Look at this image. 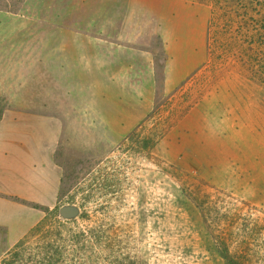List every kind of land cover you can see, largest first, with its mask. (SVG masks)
I'll list each match as a JSON object with an SVG mask.
<instances>
[{
	"label": "rangeland",
	"instance_id": "rangeland-1",
	"mask_svg": "<svg viewBox=\"0 0 264 264\" xmlns=\"http://www.w3.org/2000/svg\"><path fill=\"white\" fill-rule=\"evenodd\" d=\"M161 1L0 0V118L58 119L63 172L0 264H264V0H184L206 49L175 77ZM188 126L223 153L218 179L178 168Z\"/></svg>",
	"mask_w": 264,
	"mask_h": 264
},
{
	"label": "crops",
	"instance_id": "crops-1",
	"mask_svg": "<svg viewBox=\"0 0 264 264\" xmlns=\"http://www.w3.org/2000/svg\"><path fill=\"white\" fill-rule=\"evenodd\" d=\"M161 2L159 11L163 14L157 16L159 28L151 26L152 34L164 41L169 55V76H186L204 60L206 49L202 27L196 25L191 14L187 16L196 6H189L190 2L184 0ZM152 15L154 18L153 12ZM200 15L206 18V15ZM139 28L137 24L133 29ZM172 61L173 69L170 67ZM177 61L180 64L176 65ZM189 119L193 121L195 116L191 115ZM188 128L189 134L182 138L183 147L177 146L175 150L178 168L188 164L196 168L202 164L207 173H215L218 179L226 165L221 158L222 152L207 134ZM61 130V123L56 118L16 111H5L0 118V252L3 254L59 203L63 172L55 162L54 154ZM176 137L168 140L172 143ZM162 146L158 149H163Z\"/></svg>",
	"mask_w": 264,
	"mask_h": 264
}]
</instances>
